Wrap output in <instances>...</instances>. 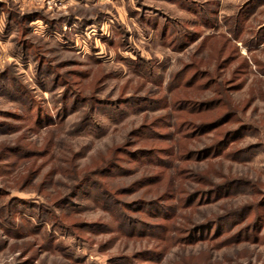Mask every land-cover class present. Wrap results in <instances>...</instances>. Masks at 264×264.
Segmentation results:
<instances>
[{
  "label": "rangeland",
  "instance_id": "rangeland-1",
  "mask_svg": "<svg viewBox=\"0 0 264 264\" xmlns=\"http://www.w3.org/2000/svg\"><path fill=\"white\" fill-rule=\"evenodd\" d=\"M185 98L214 103L203 113ZM223 112L233 119L187 136L189 120ZM154 120L136 146H173L163 159L131 157L122 162L130 171L101 178L159 174L117 197L151 202L126 209L134 228L106 210L94 183L76 203L54 204L74 172ZM207 219L177 242L176 226ZM111 260L264 264V0H0V264Z\"/></svg>",
  "mask_w": 264,
  "mask_h": 264
},
{
  "label": "trees",
  "instance_id": "trees-1",
  "mask_svg": "<svg viewBox=\"0 0 264 264\" xmlns=\"http://www.w3.org/2000/svg\"><path fill=\"white\" fill-rule=\"evenodd\" d=\"M201 74V72H197L195 74V77L197 75ZM203 74H205V72H203ZM194 77V78H195ZM215 83V82H214ZM214 101L213 100H200V99H193V98H185L182 101V106H194L196 108L201 109L202 108V112L203 110L206 109H210L212 108ZM37 108V106H34V108ZM208 110V112L210 111ZM204 113V112H203ZM49 116L51 117V114L49 113L48 116H46L44 119L47 120V122H52L49 118ZM234 117V114H232L231 112H223L221 113L219 116L208 119V120H203V121H199V122H195L192 120H189L188 124L189 125V129H191L189 132H187V136L190 137H200V135L205 134L203 133V131H206L207 127H214L215 125H219L220 123H226L229 122L230 120H232ZM155 121H150L149 124H141V126L137 129L132 130L135 134H131L129 137L126 138V140L123 143H120L114 147H111L110 151L105 154L102 155V159L100 161H98L97 166L94 165H88V167L82 172L81 175H79L80 173L78 172H74L73 176H72V182L71 184V189L68 193L64 194L62 197H59L54 204H56L59 207H67L70 203H76L75 199L81 194V192L85 191V185L89 184V183H94V187H98L99 191L105 195L106 197V210H115L117 212V218L118 220L120 219H128L131 220L132 224V228H134L133 226H135L133 224V218H131L129 216V214H126V209L129 208L131 210L137 211L136 209L139 207H144L147 203H151L150 201L145 200L142 197H137L136 199H130V200H117V197L120 195H125V194H130L134 191H136L137 189H139L140 186L142 185H146L149 183H154L159 179V174L158 173H149V174H143L142 177H138L133 179L130 182H119L113 185V183H108L107 184H102L101 182V178L104 175H108V174H114L115 171L118 170H122L121 172H127L130 171L129 168H125L122 166V162L130 159L131 157H139V156H147V157H151L152 159H154L155 157V161L157 160H162L163 158H161L162 155H164L167 151V149H171V147L173 146H169V147H161L159 145H157L155 142L153 145L150 144H143V145H138L136 146V143L138 141V137H140V135L148 129L151 128H147L148 125H155L152 126V128L154 127H158L155 124ZM42 121H40L37 124H41ZM86 123V122H85ZM148 123V122H147ZM42 126V124H41ZM218 127V126H217ZM156 129V128H155ZM232 131H235L233 129H231ZM217 131V130H214ZM218 133L221 134V132L219 131ZM233 132H228L226 133L225 138H221L218 137L216 138L215 142L216 144L211 145L208 149H211L209 151H215L217 150L218 147H220L223 143H225V141L227 140L228 135H230ZM158 138L162 137L161 133H157ZM178 152L180 151V148L177 149ZM46 150H44L41 153H44ZM188 151V155L186 153L181 152L180 155L181 156H194L196 154H201L203 153L202 151H198L197 150H187ZM207 151V150H206ZM34 153V152H33ZM42 155V154H40ZM190 155V156H189ZM82 171V170H81ZM61 172H63L61 170ZM95 175H98L97 180L95 181ZM202 177L200 175L196 176L195 179ZM44 184V182H43ZM57 185H62V182L57 181L56 183ZM205 189V188H202ZM204 191V190H203ZM206 191V190H205ZM17 200V198L14 199V201ZM14 201L12 203H10V206L14 205ZM24 201V200H23ZM48 201V200H47ZM26 203V201H24ZM37 207L40 208V210L43 212L45 209L46 211H48L49 214H53L52 210L49 208H47L45 205H42V203L40 202H33ZM44 206L46 208H44ZM115 207V209H114ZM70 213H68L67 215H70ZM153 215V214H152ZM56 216V215H55ZM57 217V216H56ZM57 219V218H56ZM58 223L61 225H68L65 220L59 219L57 220ZM211 219H207L205 221L199 222L194 224L193 226H189L187 225H183V226H176L175 227V231L177 232V229L179 230L178 236L176 238L178 243H184V242H188L191 241V239L197 235L195 232H199L202 231L204 229H207V223H210ZM126 222V221H124ZM124 222H121L122 224H124ZM90 223V224H89ZM103 223V222H102ZM94 222H87L84 221L82 223H79L77 225H80L81 227H88L89 225H94ZM100 224V223H99ZM98 225V223H97ZM102 225H104V227L111 229V226H108V224L103 223ZM216 225V224H214ZM67 227V226H66ZM70 227L75 230L77 228V226L75 225H70ZM182 231H186V235L183 236H179V233ZM212 236H209V238H211ZM234 239V238H233ZM231 239V237L228 239L226 238L225 240L222 241L221 244L224 245H229L231 242H233L234 240ZM159 253L155 254V257L158 256ZM141 255V254H140ZM157 255V256H156ZM136 259H138L137 257L134 258V261H136ZM119 260L115 261V260H111L112 264H120V262H118ZM135 264V262H134ZM170 264V263H167Z\"/></svg>",
  "mask_w": 264,
  "mask_h": 264
}]
</instances>
